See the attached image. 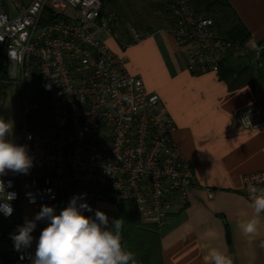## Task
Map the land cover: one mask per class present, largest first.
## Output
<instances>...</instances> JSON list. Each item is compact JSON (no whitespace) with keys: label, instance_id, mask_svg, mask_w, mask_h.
Wrapping results in <instances>:
<instances>
[{"label":"built area","instance_id":"1","mask_svg":"<svg viewBox=\"0 0 264 264\" xmlns=\"http://www.w3.org/2000/svg\"><path fill=\"white\" fill-rule=\"evenodd\" d=\"M169 11L167 31L187 52L190 70L217 71L230 52H255L256 66L264 64V43L224 36L193 0H171ZM121 23L103 0L0 1V108L6 88L20 85L22 143L33 160L27 174L0 175L2 218L11 219L18 206L55 205L92 187L110 201L135 202L142 220L161 228L188 202L194 172L172 137L174 118L108 43L114 38L127 49L152 31L132 27L124 42ZM238 117L247 129L264 128L261 105ZM249 181L264 188V170L244 175L248 201ZM7 236L0 229V245L8 243L0 264H10L5 254L32 262L34 242L18 251Z\"/></svg>","mask_w":264,"mask_h":264},{"label":"crops","instance_id":"2","mask_svg":"<svg viewBox=\"0 0 264 264\" xmlns=\"http://www.w3.org/2000/svg\"><path fill=\"white\" fill-rule=\"evenodd\" d=\"M103 2L125 26L131 19L151 29V34L126 52L114 39L108 43L125 60L128 70L160 95L162 107L176 123L172 137L194 172L188 202L176 207L159 228L164 264H210L206 257L211 249L226 252L233 264H264V229L250 239L236 227L238 220L252 215L250 201L243 195V177L264 170V128L247 129L238 117L243 109L264 108V64L258 68L249 55L230 52L219 70L194 72L187 52L167 31L171 0ZM228 2L239 14L250 40L263 44L264 0ZM42 205L18 206L16 213L20 207L39 212ZM13 217L6 220L0 216L1 225H23L13 222ZM47 223L37 221L41 231ZM17 230L5 229L7 237ZM32 236L36 250L40 235L34 230ZM6 245L2 251H7ZM5 258L10 264H32L11 261L7 254Z\"/></svg>","mask_w":264,"mask_h":264},{"label":"clouds","instance_id":"3","mask_svg":"<svg viewBox=\"0 0 264 264\" xmlns=\"http://www.w3.org/2000/svg\"><path fill=\"white\" fill-rule=\"evenodd\" d=\"M13 127L11 121L0 117V175L6 170L27 174L33 166L26 146L17 145L9 138ZM3 187L0 182V190ZM248 193L252 215L238 220L236 227L251 239L264 229V188L249 181ZM85 196H73L59 214L53 207L42 205L33 219H26L12 234L15 248L19 251L31 247L37 221H47L38 238L32 264H138L135 253L127 250L122 242L123 222L116 218L110 221L99 209L94 216L85 215V211H93L84 201ZM8 210L10 213V205ZM261 247L264 248V243ZM206 259L210 264H233L232 258L218 249H211Z\"/></svg>","mask_w":264,"mask_h":264},{"label":"trees","instance_id":"4","mask_svg":"<svg viewBox=\"0 0 264 264\" xmlns=\"http://www.w3.org/2000/svg\"><path fill=\"white\" fill-rule=\"evenodd\" d=\"M2 1V0H0ZM193 4L199 14L212 17L216 29L241 44H246L250 39V33L239 18L228 0H193ZM70 200L60 199L55 204V212H59L68 206ZM117 205L116 219L123 222L122 242L127 250L135 253L138 264H164L161 246L160 230L155 224L144 223L137 204L131 200H113ZM92 208V207H91ZM92 216V212H84ZM0 220V229H16L18 226L6 225L3 227Z\"/></svg>","mask_w":264,"mask_h":264},{"label":"rangeland","instance_id":"5","mask_svg":"<svg viewBox=\"0 0 264 264\" xmlns=\"http://www.w3.org/2000/svg\"><path fill=\"white\" fill-rule=\"evenodd\" d=\"M160 6V5H159ZM129 24H126L122 21L120 27L118 28V33L120 35V38L124 42H130L131 36H130V29L132 27H140L145 30L149 29L144 27V25H140L137 22H134L133 20H127ZM124 23V24H123ZM123 29H126L127 33H124ZM151 30V29H149ZM114 39V38H113ZM116 42H118L120 48L126 52L127 49L122 48L120 45V42L114 39ZM21 87L18 84H12L9 85L6 88V92L3 99V105L0 108V117L5 119L6 121H11L14 125L13 132L11 137H9L14 143L17 145L23 146V134H22V122H23V108H22V95H21ZM86 196L84 197V201H86L93 209L92 216L95 214V210L99 209L107 214L109 217V220L116 217L118 208L116 203L106 199V197H100L97 196L95 189L94 190H87L85 193ZM81 201V202H84ZM38 213L35 208H29L25 207L22 209L21 207L18 209V212L13 217L12 221L17 222L20 224H24L26 219H33L34 216ZM36 231V234L40 235L41 227L38 225L34 229ZM7 247L6 243L0 245V250H4Z\"/></svg>","mask_w":264,"mask_h":264},{"label":"water","instance_id":"6","mask_svg":"<svg viewBox=\"0 0 264 264\" xmlns=\"http://www.w3.org/2000/svg\"><path fill=\"white\" fill-rule=\"evenodd\" d=\"M255 56V52H250L249 53V59L251 60Z\"/></svg>","mask_w":264,"mask_h":264}]
</instances>
